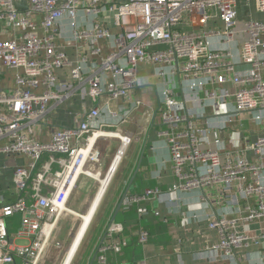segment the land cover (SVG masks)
I'll list each match as a JSON object with an SVG mask.
<instances>
[{
    "label": "built area",
    "instance_id": "obj_1",
    "mask_svg": "<svg viewBox=\"0 0 264 264\" xmlns=\"http://www.w3.org/2000/svg\"><path fill=\"white\" fill-rule=\"evenodd\" d=\"M21 1L25 0H0V65L20 70L16 89L0 91V155L27 158L11 169L9 177V167L0 165V264H41L50 251H62L59 225L73 210L69 203L81 181L92 179L102 186L108 180L106 191L121 151L104 174L96 142L118 138L125 148L132 139L106 131L101 122L104 111L98 106L90 109L84 100L102 94L111 100L130 98L139 82L140 64L158 65L157 74L164 82L179 75L185 83L181 100L164 86L155 113L162 124L157 135L167 141L176 177L171 192L198 191L208 200L206 191L219 187L218 204L225 202L231 208L205 219L206 229L217 239L204 249L213 257L241 254L242 260L245 252L260 248L264 241V18L240 23L239 7L254 5L264 14V0H29V9L20 11L16 3ZM80 11L97 19L92 28H79ZM64 17L74 39L90 46L75 61L56 44ZM106 19L117 33L110 31ZM214 20L222 27L210 25ZM2 24L21 33L5 37L8 32ZM237 35L243 36L238 57ZM103 39L113 44L107 55L98 47ZM213 40L220 45L215 47ZM64 68L69 69V78L57 75ZM76 96L82 105L76 124L55 130L48 141L39 140V127L48 115ZM199 102L200 108L207 105L217 114L223 106L231 108L220 120L206 119L203 127L194 117L204 118V111L193 112L195 105L189 106ZM142 105L132 100L130 108L120 113L109 110L115 120L112 125L124 123ZM240 113L250 114L263 126L256 141L244 137L242 147L231 151L219 137L211 140L212 131L226 130ZM250 150L254 159L246 156ZM126 195L130 207L163 200L167 194L153 187ZM249 198L256 204H247L242 212L239 203ZM122 229L111 221L87 264H109L108 252L120 249L113 237ZM197 232L202 235V229ZM150 236L148 229L139 230L140 242Z\"/></svg>",
    "mask_w": 264,
    "mask_h": 264
},
{
    "label": "crops",
    "instance_id": "obj_2",
    "mask_svg": "<svg viewBox=\"0 0 264 264\" xmlns=\"http://www.w3.org/2000/svg\"><path fill=\"white\" fill-rule=\"evenodd\" d=\"M16 6L20 11H25L29 9L30 2L29 0L17 2ZM36 18L37 21L40 20L38 17ZM263 18L264 14L257 12L253 5L252 7H248L243 3L240 4V23L244 20H259ZM77 20L80 29H90L97 21L92 16L87 17L81 11L78 13ZM110 21L106 19L105 24L110 27L112 33H117L118 29ZM210 25H215L218 28L222 27L219 20H214ZM2 26L8 32L5 37L14 38L21 33L20 31L10 29L4 24ZM61 30V36L57 39L56 44L60 50L68 55L70 60L75 61L79 57V54H82L84 51L87 52L90 46L84 42H77L74 39L72 26L67 17H64L61 21ZM237 40L239 44H237L235 51L239 54L236 55L238 57L241 52L243 36L237 35ZM98 45L101 48L102 55H107L113 51V44L110 40L103 39L99 41ZM213 45L217 47L220 44L217 40H213ZM90 63L95 65L93 60ZM157 67L158 65L153 64H140L138 66L137 75L139 82L132 90L130 98L111 100L108 94H102L96 100H93L91 97L84 100L90 109L98 106L104 111L101 122L106 124L104 126L106 131L120 132L123 136L129 135L132 139L125 148H123L118 138H100L96 142L95 148L100 151L101 170L104 174L108 171L119 149L123 148L125 151L122 155V161H120L107 187L108 190L106 189L102 195V199L90 225L91 229L100 212L103 211L102 222H104V227L101 230V235L93 245L89 258L91 259L94 255V248L103 235L105 228L111 221H114L120 224L123 229L113 237L120 244V249L108 252L109 264H262L264 262V258L262 257L264 241L260 248L245 252L246 259L242 260L239 259L241 254L230 258L223 256L213 257L210 252L204 249L205 244L213 243L217 239V235L214 232L206 229L205 219L207 216L214 213H229L231 211V208L226 206L225 202L218 204L217 199L221 195L219 187L206 191L208 200H203L198 191L171 192V188L176 183V177L172 170L167 141L157 135L158 131L162 128V124L159 122V115L155 118V113L159 109V94L162 88L164 86L172 88L175 97L181 100L183 99L185 83L179 75L170 76V80L164 82L157 74ZM88 68L89 66H86L87 70ZM18 72L20 70L3 68L0 65V91H14L16 89V76ZM57 75L62 79L69 78V69L58 70ZM207 88L210 89L212 86L210 85ZM132 100H138L143 105L126 119L124 123L117 126L112 125L115 120L108 111L120 113V110L130 108ZM193 105H195L194 109H191L193 112L196 110L204 111V118L194 117V121L203 127L206 119L212 122L220 120L221 116L226 114L228 109L231 108V105L223 106L222 112L217 114L214 112V109L207 105L204 106L205 108H200L202 106L200 102L189 104L191 107ZM81 107L80 96L66 100L53 110L48 115L47 120L40 125L37 138L42 142L48 141L55 130L71 127L76 124L77 115L81 112ZM181 111L185 112L186 106L181 107ZM153 113V116H149ZM183 126L179 128H183ZM262 128L263 126L253 120L250 114L240 113L236 116L235 122L230 124L226 130L220 132L212 131L210 138L213 140L214 137H219L222 139L225 149L235 151L242 147L244 137H249L252 141H256L262 133ZM254 155V152L251 150L246 154L250 159H254ZM21 157L0 155V165L4 164L9 167L6 171L7 177L11 175L12 168L16 167L19 163L23 164L27 160V158H24L23 161ZM127 157L129 158L128 160H126ZM118 173H122V176L117 186L113 189L110 197L111 200L107 204L106 198ZM88 181L86 179L81 181L70 200L69 205L76 212H85L87 206L91 207L92 202L98 195L99 183L92 179H90V185L81 192L83 186L88 184ZM153 187H158L167 194L163 200L154 199L153 201L150 200L140 205L134 204L128 207L125 198L118 210L119 204L125 194L129 196L139 194L145 189ZM247 204L254 205L256 204V200L249 198L240 201L239 208L242 212H244ZM146 210V214H141V212L143 213ZM156 211L160 214L156 215ZM198 223L201 227H198ZM260 223L262 221L256 222L253 226L258 227ZM141 228L148 229L151 234L149 240L145 243L139 241V230ZM199 228L202 229V235L197 232Z\"/></svg>",
    "mask_w": 264,
    "mask_h": 264
},
{
    "label": "rangeland",
    "instance_id": "obj_3",
    "mask_svg": "<svg viewBox=\"0 0 264 264\" xmlns=\"http://www.w3.org/2000/svg\"><path fill=\"white\" fill-rule=\"evenodd\" d=\"M254 7V5H253ZM5 159H7L6 157H4ZM3 158V159H4ZM24 158H26L25 156H22L21 159L24 161ZM1 159V158H0ZM129 158L127 157L126 160H128ZM26 163V160L23 162ZM18 165H21V163H19ZM122 176V173H118L116 178L113 181V184L111 186V190L106 198V203L108 204L110 197L112 195V191L113 189L117 186L120 178ZM90 185V180L88 181V184H85L81 190V192H83L85 190V188H87ZM89 203H90V199H89ZM105 203V205H106ZM88 206L85 209V212L88 210ZM82 212V213H85ZM81 213V212H79ZM103 215L104 212H100L99 216L97 217L96 221L93 223L91 229L89 228L81 246L79 247V250L75 256V259L73 261L72 264H87L88 263V258L89 255L91 254V250L93 248V245L95 244V242L97 241V239L99 238V236L101 235V230H103L104 227V222H102L103 219ZM81 221L77 216H74L72 214H67L60 222L59 225V233L57 235V239H59V241L63 242V249L62 251L58 250L56 248V250L50 251L49 256H47V258L44 260L43 263L41 264H60L62 263L64 256L66 255V252L69 248V246L71 245L74 235L77 232V229L80 225ZM18 243H23L22 241H18Z\"/></svg>",
    "mask_w": 264,
    "mask_h": 264
},
{
    "label": "bare ground",
    "instance_id": "obj_4",
    "mask_svg": "<svg viewBox=\"0 0 264 264\" xmlns=\"http://www.w3.org/2000/svg\"><path fill=\"white\" fill-rule=\"evenodd\" d=\"M92 141L94 142V139ZM123 148L121 150L119 149L121 152L119 153L117 160L114 162L113 168L116 166L118 160L124 154L125 150ZM107 181L108 180L103 181L102 186L99 185V191H98L99 193H98L97 197L94 199V201L92 202V205H91V207H89L87 212L79 213V212H76L73 210L70 211V214L77 216L80 219L81 223L77 229L76 234L74 235V238H73L71 245L69 246V248L66 252V255L64 256L62 263H60V264H72L73 263L75 256L79 250V247L81 246V244H82V242H83V240H84V238H85V236H86V234L90 228V225L94 219L95 213H96L97 208H98L100 201L102 199V195L104 193Z\"/></svg>",
    "mask_w": 264,
    "mask_h": 264
},
{
    "label": "water",
    "instance_id": "obj_5",
    "mask_svg": "<svg viewBox=\"0 0 264 264\" xmlns=\"http://www.w3.org/2000/svg\"><path fill=\"white\" fill-rule=\"evenodd\" d=\"M126 194H125V196H124V198L121 200V202H120V204H119V207H118V210L120 209V207L122 206V204H123V202H124V200H125V198H126Z\"/></svg>",
    "mask_w": 264,
    "mask_h": 264
}]
</instances>
